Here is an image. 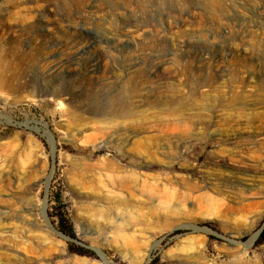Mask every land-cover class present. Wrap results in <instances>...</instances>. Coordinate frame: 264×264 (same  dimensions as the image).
<instances>
[{"label": "rangeland", "instance_id": "rangeland-1", "mask_svg": "<svg viewBox=\"0 0 264 264\" xmlns=\"http://www.w3.org/2000/svg\"><path fill=\"white\" fill-rule=\"evenodd\" d=\"M0 79V264H264V0H0Z\"/></svg>", "mask_w": 264, "mask_h": 264}, {"label": "bare ground", "instance_id": "bare-ground-1", "mask_svg": "<svg viewBox=\"0 0 264 264\" xmlns=\"http://www.w3.org/2000/svg\"><path fill=\"white\" fill-rule=\"evenodd\" d=\"M221 1L222 0H210V3H211V5H220L221 4ZM79 2H80V0H79ZM88 3V2H87ZM126 3V2H125ZM126 7H128V5H126ZM129 8V7H128ZM152 10V9H151ZM168 17V16H167ZM37 18H38V16H37ZM39 19L40 18H38L37 20L39 21ZM47 19V18H46ZM36 20V21H37ZM48 20V19H47ZM42 22V21H41ZM170 25V24H169ZM76 26V25H75ZM151 26H153V24H151ZM78 27V26H77ZM76 27V28H77ZM85 27V26H84ZM83 27V28H84ZM86 29V28H85ZM85 29H80V31H84ZM20 31V30H19ZM162 32V31H161ZM164 32V31H163ZM162 32V33H163ZM161 33V34H162ZM82 37V36H81ZM161 37H163V36H161ZM80 38V37H79ZM181 42V41H180ZM58 58H60V57H58ZM6 61V60H5ZM8 62V61H7ZM3 63V62H2ZM65 63H67V62H64L63 60H61V59H59V60H56L54 63H51V66L48 68V70H47V74H48V76L49 77H51V78H56L62 71H64V69H65V67H66V64ZM7 64V63H6ZM4 65V64H3ZM5 66V65H4ZM3 66V67H4ZM10 66V65H9ZM44 66V65H43ZM164 66V65H163ZM163 68V67H162ZM6 69V68H5ZM4 69V70H5ZM156 69V68H155ZM7 71V70H6ZM45 71V70H44ZM9 78V77H8ZM7 80V79H6ZM10 82V81H9ZM2 86H3V84H2V81H1V79H0V88H2ZM134 99V98H133ZM114 116H118L119 117V115L121 114L120 113V111H116V112H114V113H112ZM260 115V114H259ZM262 116V115H261ZM255 117V116H254ZM168 120V119H167ZM176 120H178L177 118H176ZM182 120V119H181ZM180 120V121H181ZM185 120V119H184ZM165 121V120H164ZM170 122V121H169ZM186 122V121H185ZM161 123V122H160ZM172 123V122H171ZM171 123H169V124H171ZM155 125V124H154ZM173 125H175V124H173ZM162 126V125H161ZM167 127V124H165L164 126H162V127ZM170 126V125H169ZM162 127H161V130H162ZM141 128H143V127H141ZM159 128V127H158ZM170 128V127H169ZM169 128H168V130H169ZM179 128V127H178ZM173 129V128H172ZM175 129V128H174ZM136 130H140V129H136ZM142 130V129H141ZM152 130V129H151ZM160 130V129H159ZM157 131V133H155V134H153L154 135V137H157V136H160L161 138H163V140H164V137L163 136H166L165 135V132L162 130H160V131ZM263 130V129H262ZM146 131V130H145ZM145 131H144V133L143 134H145ZM150 131V130H149ZM175 131V130H174ZM220 131V130H219ZM224 131V130H223ZM227 131H228V129H227ZM257 131H259V129L257 130ZM256 131V132H257ZM137 132V131H136ZM147 132V131H146ZM170 132V131H169ZM239 132V131H238ZM245 132V131H244ZM261 132V131H260ZM186 133H188V131H181V134H179V135H182V134H186ZM232 133V132H231ZM230 132H229V134H231ZM252 133V132H251ZM100 134H101V137H105L108 141H107V143H110L111 141H119V140H124L125 138H127L128 139V136H129V134H127L126 132H123V131H121V130H113V132H108L107 130H100ZM142 134V133H141ZM152 134V133H151ZM233 134V133H232ZM239 134V133H238ZM257 134V133H256ZM261 134V133H260ZM168 135V134H167ZM219 135V134H218ZM241 135V134H240ZM246 135V134H245ZM248 135V134H247ZM170 136V135H169ZM145 139H150V137L149 136H146L145 137ZM154 140V139H153ZM123 143H124V141H123ZM120 144H122V143H120ZM119 144V145H120ZM125 144V143H124ZM153 144H151V146H152ZM155 145V144H154ZM157 147H158V144H157ZM146 148V147H145ZM144 148V149H145ZM131 149H132V147H131ZM130 149V150H131ZM134 149V148H133ZM148 149V148H147ZM146 149V150H147ZM150 149H151V147H150ZM125 152V151H124ZM101 159H103V158H101ZM100 160V159H99ZM7 164V163H6ZM23 164V163H22ZM27 164V163H26ZM119 164V163H118ZM94 165V167L95 168H98L99 170H103V171H105V172H107L108 174H109V176H110V174H119L120 173V171H121V169H120V167L117 165V164H115L114 162H112L111 160H109V159H103V160H100V161H98L96 164H93ZM19 166H21V165H19ZM12 168V167H11ZM21 169V168H20ZM84 169V168H83ZM24 170V169H23ZM29 170V169H28ZM91 170V169H90ZM12 171H14V170H12ZM88 171V170H87ZM101 172L102 171H99V173H97V178H99L102 174H101ZM14 173V172H13ZM30 174V173H29ZM82 174V173H81ZM92 174H93V172H92ZM104 174H106V173H104ZM103 174V175H104ZM108 174H106L105 175V177L106 178H109V176H108ZM121 174V173H120ZM122 175V174H121ZM22 176V175H21ZM28 175L26 174V175H24V176H22V179H24L23 180V186H22V189H23V191L24 190H26V191H30L31 190V185H29L28 184V181H27V177ZM83 176V175H82ZM94 176V175H93ZM113 176H116V175H113ZM1 177V176H0ZM84 177V176H83ZM123 177V176H122ZM2 178V177H1ZM101 178V177H100ZM124 178V177H123ZM119 179V178H118ZM121 179V178H120ZM119 179V183L120 184H118L119 186H123V185H125V184H123L122 185V181ZM29 180V179H28ZM3 181H5V180H3ZM26 182V183H25ZM100 182V181H99ZM113 182V181H112ZM15 183V182H14ZM25 183V184H24ZM101 183V182H100ZM103 183V182H102ZM101 183V184H102ZM111 183V182H110ZM18 184V183H17ZM105 186V185H104ZM127 186V185H126ZM128 187V186H127ZM125 188V187H124ZM123 188V189H124ZM122 189V188H121ZM25 191V192H26ZM240 193V192H239ZM25 194L26 193H24V192H22L20 195H19V202H21L22 203V201H24L25 200ZM241 199V198H240ZM244 206H246V205H244ZM24 221H26V220H24ZM46 222V221H45ZM22 226H23V224H22ZM52 231L54 232V235H56V236H60V234L58 233V232H56L55 230H53L52 229ZM61 237V236H60Z\"/></svg>", "mask_w": 264, "mask_h": 264}, {"label": "trees", "instance_id": "trees-1", "mask_svg": "<svg viewBox=\"0 0 264 264\" xmlns=\"http://www.w3.org/2000/svg\"><path fill=\"white\" fill-rule=\"evenodd\" d=\"M63 219H64V218H63L62 216H59V221H60V222H62ZM59 231H60L63 235L67 236L68 238L74 239V235H73V233L71 232V230H68V229H66V228H64V227H62V226H59ZM73 253L78 254V255H82L84 252H83V250L78 249V250H76V251H73Z\"/></svg>", "mask_w": 264, "mask_h": 264}, {"label": "water", "instance_id": "water-1", "mask_svg": "<svg viewBox=\"0 0 264 264\" xmlns=\"http://www.w3.org/2000/svg\"><path fill=\"white\" fill-rule=\"evenodd\" d=\"M60 236L66 240H69V238L65 237L64 235L60 234Z\"/></svg>", "mask_w": 264, "mask_h": 264}]
</instances>
